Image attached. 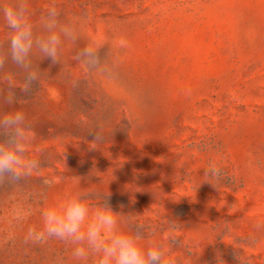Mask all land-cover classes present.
I'll use <instances>...</instances> for the list:
<instances>
[{"label":"rangeland","instance_id":"obj_1","mask_svg":"<svg viewBox=\"0 0 264 264\" xmlns=\"http://www.w3.org/2000/svg\"><path fill=\"white\" fill-rule=\"evenodd\" d=\"M53 3L80 41L60 63L35 60L39 82L17 89L42 168L0 183V264H72L61 241L25 242L38 212L12 215L74 190L110 194L167 264H264V0H30L33 20ZM6 35L0 21V51ZM88 43L99 68L74 58ZM9 79L22 87L12 65L0 88Z\"/></svg>","mask_w":264,"mask_h":264},{"label":"clouds","instance_id":"obj_2","mask_svg":"<svg viewBox=\"0 0 264 264\" xmlns=\"http://www.w3.org/2000/svg\"><path fill=\"white\" fill-rule=\"evenodd\" d=\"M0 21L7 30L3 41L6 49L0 51V71L12 65L22 77V87L17 88L9 79L7 86L0 88V183L18 185L39 174L42 163L29 153L33 129L20 106L17 89L29 93L40 79L34 61L48 58L54 64L60 63L65 47L77 45L80 34L78 20L62 18L54 3L37 22L30 0H0ZM124 44L123 40L118 42L119 46ZM74 58L88 69L99 68L101 47L85 44L75 51ZM95 140H104L102 132H96ZM204 175V182L217 187L211 181L219 182L224 173L212 163ZM109 197L74 190L45 202L39 209L22 206L13 211L12 219L27 222L38 212L39 222L29 224L25 242L43 245L49 240L61 241L70 249L72 264H167L168 250L163 243L130 228V219L113 210Z\"/></svg>","mask_w":264,"mask_h":264}]
</instances>
